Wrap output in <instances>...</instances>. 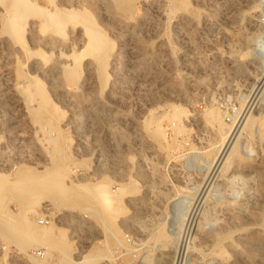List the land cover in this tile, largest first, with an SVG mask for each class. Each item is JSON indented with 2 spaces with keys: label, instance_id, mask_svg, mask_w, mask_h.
Segmentation results:
<instances>
[{
  "label": "rangeland",
  "instance_id": "rangeland-1",
  "mask_svg": "<svg viewBox=\"0 0 264 264\" xmlns=\"http://www.w3.org/2000/svg\"><path fill=\"white\" fill-rule=\"evenodd\" d=\"M25 1L22 45L0 0V264H264V0Z\"/></svg>",
  "mask_w": 264,
  "mask_h": 264
},
{
  "label": "bare ground",
  "instance_id": "bare-ground-1",
  "mask_svg": "<svg viewBox=\"0 0 264 264\" xmlns=\"http://www.w3.org/2000/svg\"><path fill=\"white\" fill-rule=\"evenodd\" d=\"M65 1V0H64ZM31 3V1H25V0H9V2H8V6H7V10H8V17H7V21H6V29H7V31L8 32H10L11 34H13L14 36H15V38L17 39V41L18 42H20L22 45H24L25 43H24V41H23V35H24V33H23V30H21V25L19 24V21L21 20V21H25V15H24V11L23 10H25L24 9V7L25 6H27V5H29ZM31 4H33V3H31ZM58 10V9H57ZM56 10V11H57ZM55 12V11H54ZM60 12H62V11H60ZM59 12V13H60ZM51 16H50V20L51 19H55L56 17H54L55 16V14L54 13H51L50 14ZM132 16V15H131ZM60 20H62L63 19V16H62V14H61V18H59ZM59 20V21H60ZM58 21V20H57ZM92 23V22H91ZM92 25V24H91ZM89 27V26H88ZM88 27H87V29H88ZM43 28V27H42ZM90 28V27H89ZM91 30L93 31V30H95V29H92V27H91ZM91 31V32H92ZM90 32V30H89V33H91ZM96 32H94V34H95ZM98 33H100V32H98ZM97 33V34H98ZM93 33H91L90 35H92ZM99 36H101V35H96V38L93 40V42H92V45H93V47L94 48H92L91 50H92V54L93 55H95V57H97V59L99 60V62H100V64H101V66H102V64H104V62H105V58H106V55H105V49H104V43L102 42V40L103 39H101ZM105 41V40H104ZM100 43H103V45H100ZM89 50V49H88ZM90 50V51H91ZM85 51H87V49L85 50ZM105 52V53H104ZM87 53V52H86ZM86 53H84L85 55H86ZM82 54H83V52H82ZM22 72V71H21ZM72 75H73V73H71ZM24 75V74H23ZM27 78V77H26ZM70 78H71V76H70ZM31 80V79H30ZM32 80H34V79H32ZM25 81H27V80H25ZM20 82H22V81H20ZM255 83V82H254ZM21 84H24V83H21ZM263 84H264V72H262L261 73V75H260V77L257 79V81H256V83H255V85H256V90H258V92H257V94H256V96L254 95L253 97V99H252V102H251V105H253V104H255V103H257V96L258 95H260V94H258L259 93V91H260V89L262 88V86H263ZM260 92H262V91H260ZM252 96V95H251ZM259 101V100H258ZM258 109V108H257ZM246 111V110H245ZM244 114V113H243ZM250 121H249V118H247V116L246 115H242L240 118H239V121H238V123L236 124V126L234 127V128H232L231 126H227L223 121H221V120H217V125H219V127H221L222 129H224V130H227V131H230L231 130V134H230V138H229V141L225 144V146H224V148H223V150H222V154H224L225 155V153L228 151V149H229V146H230V144H231V142H230V139L232 138V140H233V138L235 137V134L237 133V131L239 130V128H240V126H242V124L244 123V126L246 125V124H248ZM249 126V125H248ZM150 128H151V132H152V134H153V136H155V137H159V136H163V134H164V131H163V129H162V127L159 125V122H157V121H155V122H153L152 121V124H151V126H150ZM165 135V134H164ZM231 140V141H232ZM220 156H221V154H220ZM224 157V156H223ZM221 165V164H220ZM219 167V166H218ZM216 175V174H215ZM209 180V179H208ZM207 183H208V181H207ZM206 186V185H205ZM102 191V190H101ZM189 197V195H182V197L180 198V199H182V200H184V199H186V198H188ZM192 208V207H191ZM192 216V215H191ZM234 217H236V215L234 216ZM193 218H195V217H193ZM196 220V219H195ZM193 222H195V221H193V219H192V223ZM206 223V222H205ZM194 225H195V223H194ZM42 231H39V230H34V234H40ZM183 244V243H182Z\"/></svg>",
  "mask_w": 264,
  "mask_h": 264
}]
</instances>
